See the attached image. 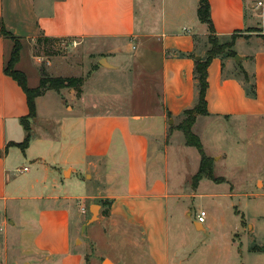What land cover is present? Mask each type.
<instances>
[{"label": "crops", "instance_id": "obj_1", "mask_svg": "<svg viewBox=\"0 0 264 264\" xmlns=\"http://www.w3.org/2000/svg\"><path fill=\"white\" fill-rule=\"evenodd\" d=\"M199 2L0 0V151H3L0 156V230L3 224L17 225L14 219L7 221L8 205L11 200L25 198L23 193L28 190L12 180L15 172L12 160L19 156L20 147H8L11 142L21 143L26 139L21 119L29 113L25 92L5 72L14 41L19 40L23 49L21 39L28 40L29 54L36 66L40 59L35 54V45L40 37L80 44L88 57L84 76L81 72L60 75L82 76L86 80L80 96L70 87L54 91L59 97L54 104L55 132L37 125L38 107L36 117L30 119V133L36 126L41 133L34 137L31 134L27 150L39 142L47 147L55 164L41 157L43 191L30 195L33 200H46L47 206L36 209L38 217L32 220L34 223H29L28 219L23 221L27 239L21 241L22 250L11 261L6 250L9 235L5 233L6 252L0 264H83V255L72 247V237L77 234L79 221L87 215V208L83 204L74 208L71 200L79 196L72 195L67 184L77 172V164L82 166L78 177L84 184L82 188L87 189L83 197L91 201L90 211L93 204L100 205L101 209L102 204L96 201L107 200L110 203L108 216L126 221L135 229L120 236L126 239L125 243L115 240V245L125 246L120 254L124 263L130 259L131 264H182V259L171 254L168 198L172 194L165 168L171 154L169 120L181 121L183 112L195 106V60L197 57L205 59L210 45L208 26L198 17ZM259 2L262 1H258L255 8ZM209 3L215 35L219 39H228L237 33L241 36L235 45L246 41L257 48L237 54L238 63L225 54L212 60L208 68V114L222 118L264 116V31L250 32L257 29L255 23L258 22L256 13L249 12L250 0H209ZM131 48L137 53L126 52ZM109 54L115 55L117 60L111 61ZM58 64L59 61L53 60L47 67ZM236 64L248 74V81ZM129 73L136 77L135 86L141 89L142 95L113 101L106 96L103 103L99 99L86 102V85L94 74L114 78ZM155 88H158L157 97L151 99L149 93L156 92ZM50 91L53 90L37 97L36 102ZM156 98L160 101V112L155 111ZM131 105L133 110L146 112H131ZM88 184L94 186L88 188ZM30 189L36 191L35 187ZM199 224L203 227L197 222ZM91 240L98 244L95 239ZM108 260L118 264L110 257H105L101 264Z\"/></svg>", "mask_w": 264, "mask_h": 264}, {"label": "rangeland", "instance_id": "obj_2", "mask_svg": "<svg viewBox=\"0 0 264 264\" xmlns=\"http://www.w3.org/2000/svg\"><path fill=\"white\" fill-rule=\"evenodd\" d=\"M258 1H262V5L255 8ZM252 10L256 13L258 22L255 23L257 29H251L250 32H263L264 0H250L249 12ZM240 36V34H236L233 38L231 35L228 39H219V42L222 44L231 43L234 39L236 42ZM248 37L246 35V38ZM21 40L23 49L17 68L26 72L29 87L36 88L40 85L42 67L46 69L47 75L53 77L78 72L84 76L88 57L82 45L74 44L72 41H57L51 47L52 53L49 55L44 53L42 46L40 48L38 46L35 53L38 54L40 62L36 66L29 54L28 40ZM8 42L13 44L11 40ZM254 48L257 46L241 41L232 49L240 55L248 51L252 52ZM143 50L144 48L141 51ZM228 51L225 50L223 54L228 55ZM126 52L134 54L137 53V50L131 48ZM116 55L119 56V53ZM126 56L128 55L125 54ZM108 57L111 61L117 60L115 55L109 54ZM230 58L234 63H238L240 60V56L237 59L236 56H230ZM53 60L59 61L58 66L48 68V63ZM236 66L240 71L241 66L237 64ZM252 73L255 79L254 70ZM135 79L136 77L130 73L114 78L94 74L86 85V102L98 99L102 101L106 96L113 101L119 100L118 98L142 95L141 89L135 86L137 81ZM142 80L146 81V79ZM54 91H50L38 103L36 102L38 114H40L37 117V125L52 133L55 132L54 104L59 98ZM155 91L149 93L151 99L157 97L158 88H155ZM159 102L156 98V112L161 110V108L158 109L161 106ZM131 107V112L137 111L133 110V105ZM137 112H146V110ZM209 115L198 117L194 131L200 137L206 154L213 159L214 176L223 180L218 182L203 178L197 187L193 183V177L200 167V152L196 147L186 144L184 133L177 128L180 120H172V118L169 120L171 154L165 171L172 194L168 198L171 254L173 257L177 256L178 259H182V264H264V116L222 118ZM38 126L32 128L33 137L41 133ZM22 131L27 135L25 128H22ZM17 151H19V156L12 160V167L15 171L12 180L15 184L25 186L28 190L23 193L25 198L9 202L6 213L7 221L14 219L17 221V225L15 227L10 224L2 225L0 261L4 260L3 253L6 252L4 250L5 233L7 232L9 235L6 250L11 261L12 257L21 252V241L27 239L24 236L23 221L28 219L29 223H34L32 220H36L38 217L36 209L47 206L46 200L30 198V195H38L43 191L41 157H45L47 163L54 164L47 147L39 142H35L29 150L19 148ZM25 167L27 170H24ZM80 171H82V166L77 164V172H74L70 180H67L69 192L79 196V198L71 200L74 208L78 209L80 204L87 208L85 209L87 215L79 221L77 234L72 237V247L83 255V264H101L105 257H110L118 264H131L130 259L124 263V258L120 257L125 246L121 248L119 243L118 246L115 243L117 240L119 242V239L125 243L126 239L120 238V236L135 229L128 222L114 219V217L110 218L105 214V211L110 210V203L107 200L96 201V203L102 204L100 209L102 216L98 214V218L94 219L92 223H88L92 217L89 206L91 201L83 197L87 194V189L82 188L84 184L78 177ZM59 173L61 174V171ZM93 186L94 184H88L86 187ZM33 187L36 188V191L30 189ZM260 194L262 195L260 196ZM202 210L207 213L203 228L200 224L199 227L197 225L198 213ZM83 227H85L84 230ZM72 229L76 233L74 225ZM91 239H95L98 244ZM259 250L262 252H258ZM129 256L127 253L126 257L129 258Z\"/></svg>", "mask_w": 264, "mask_h": 264}, {"label": "trees", "instance_id": "obj_3", "mask_svg": "<svg viewBox=\"0 0 264 264\" xmlns=\"http://www.w3.org/2000/svg\"><path fill=\"white\" fill-rule=\"evenodd\" d=\"M198 17L203 22L206 23L210 32L209 41L211 47L207 51V57L205 59H196L195 60V69L194 76L196 80L197 87V99L196 104L193 108L186 109L183 112L181 121L177 125V128L184 133L186 144L189 146L196 147L201 155L200 167L197 173L193 177V183L195 187L203 178H209L215 181H222L223 179L216 178L214 176V166L212 162V157L207 155L202 144L200 137L194 132L193 127L197 121L199 115H207L208 112V102H207V91L209 88L208 80V68L212 60L225 53V50L228 51V55L235 57L237 52L233 50L235 45V39L231 43L222 44L219 42V38L215 35V27L210 14V3L209 0H200L198 7ZM4 31V29H3ZM6 31H4L5 33ZM237 33H234L232 37L234 38ZM264 39V34L262 35ZM57 40L50 37H40L38 38L35 50L39 46H42L45 54L49 55L52 53L51 47L53 44H56ZM22 50V44L19 40L16 39L15 45L11 54V57L6 65L5 72L10 75L14 80L18 82L20 87L23 89L27 96V104L29 108L28 115L22 117L21 121L25 129L28 131L26 139L21 143L11 142L8 144V147L11 145L19 146L25 150L31 141V126L30 119L35 118L37 114L36 99L37 97L45 94L48 90L61 91L64 88H74L77 91V95L80 96L82 93V86L84 84L85 78L83 77H62V76H49L47 75L46 69L41 68L42 76L40 85L36 88H31L28 85V78L26 74L16 68V64L20 60ZM36 54V53H35ZM38 55V54H36ZM241 72L246 81L249 80L248 74L242 69ZM252 91L255 94V85L252 87ZM3 151H0V156H2ZM105 202V201H104ZM108 202V201H107ZM109 203V202H108ZM109 211H105V214L108 215Z\"/></svg>", "mask_w": 264, "mask_h": 264}, {"label": "water", "instance_id": "obj_4", "mask_svg": "<svg viewBox=\"0 0 264 264\" xmlns=\"http://www.w3.org/2000/svg\"><path fill=\"white\" fill-rule=\"evenodd\" d=\"M239 57V55H236V59ZM198 59H200V57H197ZM237 61V60H236ZM103 65L106 66V64L104 62H101ZM99 209H100V205L98 204H93L91 206V212H92V217L89 219V222L88 223H92L94 221V219L98 218V214H99ZM199 227V225H198ZM85 227H83V230H84ZM203 228V227H202ZM107 263V261H106ZM24 264H30L29 262H26ZM110 264V263H108Z\"/></svg>", "mask_w": 264, "mask_h": 264}, {"label": "built area", "instance_id": "obj_5", "mask_svg": "<svg viewBox=\"0 0 264 264\" xmlns=\"http://www.w3.org/2000/svg\"><path fill=\"white\" fill-rule=\"evenodd\" d=\"M259 5H262V2H259ZM206 216H207V213L205 210L200 211V213H198V222L203 224L206 221Z\"/></svg>", "mask_w": 264, "mask_h": 264}, {"label": "bare ground", "instance_id": "obj_6", "mask_svg": "<svg viewBox=\"0 0 264 264\" xmlns=\"http://www.w3.org/2000/svg\"><path fill=\"white\" fill-rule=\"evenodd\" d=\"M107 263H110V261L108 260ZM111 264V263H110Z\"/></svg>", "mask_w": 264, "mask_h": 264}]
</instances>
